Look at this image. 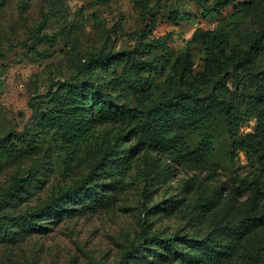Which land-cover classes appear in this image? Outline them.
<instances>
[{"label": "rangeland", "instance_id": "1", "mask_svg": "<svg viewBox=\"0 0 264 264\" xmlns=\"http://www.w3.org/2000/svg\"><path fill=\"white\" fill-rule=\"evenodd\" d=\"M245 1L233 0L220 15H211L206 6L215 0H0V141L11 135L23 149L13 157L0 153V199L29 170L39 172L0 215L32 213L95 171L88 187L61 201L54 214L0 222V264H264V225L246 223L264 212V197L243 192L236 182L257 164L246 151H234L224 120L183 133L177 149L165 151L148 147L138 126L91 113L93 135L71 165L59 133L41 120L51 107L52 96L46 95L52 84L77 78L91 53L134 48L143 29L145 41L168 45L153 51L165 54L162 65L168 61L154 74L156 92L145 97L134 82L118 86L123 71L118 59L92 72V80L111 82L108 92L116 105L146 111L166 102L172 95L165 83L170 67L196 29L224 28L229 47L239 50L246 49L248 36L264 30V0L242 7ZM45 35L55 39L39 42ZM193 54L199 73L204 68L200 44ZM261 69L264 53L255 67ZM211 88L190 85L201 95ZM102 100L104 95L92 89L88 102ZM255 126V120L244 126L241 137L264 153V134ZM204 135L211 138L209 155L195 152L204 147ZM144 231L161 238L144 242ZM175 233L180 238L167 244ZM208 235L230 248V259L211 261L196 246ZM137 243L140 252L124 260L125 246Z\"/></svg>", "mask_w": 264, "mask_h": 264}, {"label": "trees", "instance_id": "2", "mask_svg": "<svg viewBox=\"0 0 264 264\" xmlns=\"http://www.w3.org/2000/svg\"><path fill=\"white\" fill-rule=\"evenodd\" d=\"M233 0H215L212 7L206 6L208 14H221L231 5ZM260 0H248L242 7H250ZM146 29L140 32L139 42L134 48L125 49L118 53L102 49L91 53L87 61L81 65L77 78L69 81H58L49 89L46 96L51 97V107L41 114L42 122L50 129L59 133L64 148L67 151L69 165L80 153L82 147H87L93 135L94 116L101 114L104 117L115 115L124 121L138 126L139 132L148 147L169 151L177 149V142L183 133H197L212 123L224 120L227 132L233 140L234 151H246L252 164H257L254 171L246 176L236 177L243 192H254L264 197V153L260 146L242 138V128L251 121H256L255 130L264 134V69L255 70L258 60L264 53V30L246 38V49L230 48V35L224 28L196 29L186 40L185 50L175 57L170 67L165 83L172 91L166 102L151 107L146 111L133 108L130 105H116L115 96L108 92L111 82L97 83L92 80V72L97 69L105 70L111 61L118 59L123 65L122 74L116 78L118 86L134 82L137 93L149 96L156 92L153 87L154 74L164 71L168 61L162 65L165 54H154L158 46L168 48L167 42L145 41ZM170 39L168 35L166 37ZM55 38L45 35L39 42L53 41ZM200 44L204 52V68L194 73L195 59L193 47ZM35 44L31 47L34 48ZM89 75H86L88 74ZM83 77V79H79ZM212 84L210 91L204 95L190 89V85L207 87ZM189 85V86H188ZM116 86V85H114ZM97 91L104 95V100L89 103V95ZM107 99V101H105ZM209 135H204V147L196 153L212 152V142ZM23 149L16 145L11 135L0 141V153L7 157L18 156ZM201 154V153H200ZM108 155L100 161L103 165ZM39 172L29 170L24 177L16 179L14 185L0 199V208L12 199L19 188L29 186ZM95 176L92 171L81 181L71 187L60 189L51 201L38 207L26 215H0V222L10 220L20 223L24 220L46 218L55 213L61 201L85 190ZM28 223V222H27ZM248 226L264 225V212L251 215L247 218ZM31 226L35 223H30ZM144 242L159 241L160 235H150L143 232ZM180 238L178 233L166 239L171 245ZM217 236L208 235L195 242L196 246L204 251L212 261H226L230 259V248L216 244ZM141 243L125 246L123 259L140 252Z\"/></svg>", "mask_w": 264, "mask_h": 264}]
</instances>
